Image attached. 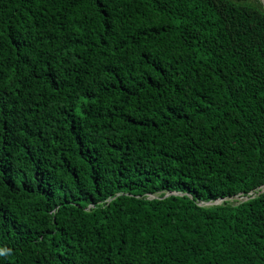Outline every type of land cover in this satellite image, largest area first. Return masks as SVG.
Returning <instances> with one entry per match:
<instances>
[{"label": "trees", "instance_id": "16d2710c", "mask_svg": "<svg viewBox=\"0 0 264 264\" xmlns=\"http://www.w3.org/2000/svg\"><path fill=\"white\" fill-rule=\"evenodd\" d=\"M0 264H264L260 0H0Z\"/></svg>", "mask_w": 264, "mask_h": 264}, {"label": "rangeland", "instance_id": "374dc122", "mask_svg": "<svg viewBox=\"0 0 264 264\" xmlns=\"http://www.w3.org/2000/svg\"><path fill=\"white\" fill-rule=\"evenodd\" d=\"M261 1V0H260ZM262 2V1H261ZM263 3V2H262ZM263 5H264V3H263ZM239 199H244V197H240Z\"/></svg>", "mask_w": 264, "mask_h": 264}, {"label": "bare ground", "instance_id": "6f19581e", "mask_svg": "<svg viewBox=\"0 0 264 264\" xmlns=\"http://www.w3.org/2000/svg\"><path fill=\"white\" fill-rule=\"evenodd\" d=\"M264 3V0H261Z\"/></svg>", "mask_w": 264, "mask_h": 264}]
</instances>
